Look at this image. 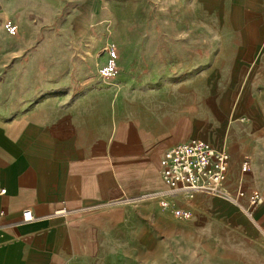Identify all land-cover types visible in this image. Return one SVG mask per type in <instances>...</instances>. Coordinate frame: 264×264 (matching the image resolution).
I'll list each match as a JSON object with an SVG mask.
<instances>
[{
  "label": "crops",
  "instance_id": "0c3cea01",
  "mask_svg": "<svg viewBox=\"0 0 264 264\" xmlns=\"http://www.w3.org/2000/svg\"><path fill=\"white\" fill-rule=\"evenodd\" d=\"M259 46L247 44L251 58L234 60L228 76L215 59L194 73L187 64L144 71L92 49L88 66L71 61L56 74L40 48L15 60L0 42V264H264V251L236 242L217 249L222 228L237 236L242 227L235 207L248 202L237 190L264 194L260 140L249 139L264 129ZM195 137L227 150L221 189L234 200L167 194L163 151ZM248 230L241 238L258 244Z\"/></svg>",
  "mask_w": 264,
  "mask_h": 264
},
{
  "label": "rangeland",
  "instance_id": "374dc122",
  "mask_svg": "<svg viewBox=\"0 0 264 264\" xmlns=\"http://www.w3.org/2000/svg\"><path fill=\"white\" fill-rule=\"evenodd\" d=\"M5 27L13 35L1 34ZM0 42L13 47L15 60H26L40 48L46 69L55 68L56 74L71 61L88 66L85 55L92 49L95 58L129 60L144 71L166 67L176 72L187 64L194 73L199 63L215 59L223 76L235 75L234 60L253 53L247 44L264 48V0H0ZM258 102L264 122V99ZM249 139L260 140L254 150L264 166V129ZM258 191L262 202L235 207L242 227H236L237 236L222 228L218 250L236 242L239 250L264 251V194ZM261 203L262 212L256 214ZM249 226L258 244L241 238L251 234Z\"/></svg>",
  "mask_w": 264,
  "mask_h": 264
},
{
  "label": "built area",
  "instance_id": "2783aa9c",
  "mask_svg": "<svg viewBox=\"0 0 264 264\" xmlns=\"http://www.w3.org/2000/svg\"><path fill=\"white\" fill-rule=\"evenodd\" d=\"M229 154L223 147H218L200 138H191L167 147L161 157L160 176L166 184L169 196L185 194L192 196L196 192L216 194L224 198H234L222 191L226 178ZM249 170V158L244 157L240 171ZM3 191V190H1ZM246 196L249 207L262 202V194L257 189L248 192L238 189L235 197ZM247 212L250 214L249 210ZM176 216H186L184 210H175ZM24 218H30L29 210L23 212Z\"/></svg>",
  "mask_w": 264,
  "mask_h": 264
},
{
  "label": "bare ground",
  "instance_id": "6f19581e",
  "mask_svg": "<svg viewBox=\"0 0 264 264\" xmlns=\"http://www.w3.org/2000/svg\"><path fill=\"white\" fill-rule=\"evenodd\" d=\"M262 204V203H261ZM260 205V204H259Z\"/></svg>",
  "mask_w": 264,
  "mask_h": 264
}]
</instances>
